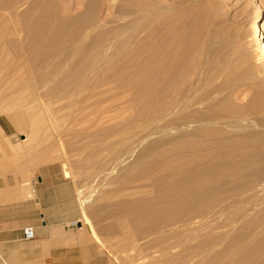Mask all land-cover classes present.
I'll use <instances>...</instances> for the list:
<instances>
[{"label": "rangeland", "instance_id": "obj_1", "mask_svg": "<svg viewBox=\"0 0 264 264\" xmlns=\"http://www.w3.org/2000/svg\"><path fill=\"white\" fill-rule=\"evenodd\" d=\"M78 1L0 0L8 171L112 264H264V0H161L148 68L127 0Z\"/></svg>", "mask_w": 264, "mask_h": 264}, {"label": "crops", "instance_id": "obj_2", "mask_svg": "<svg viewBox=\"0 0 264 264\" xmlns=\"http://www.w3.org/2000/svg\"><path fill=\"white\" fill-rule=\"evenodd\" d=\"M6 137L0 126V264H112L78 229L66 228L70 215L47 179L8 171ZM25 227L34 238H23Z\"/></svg>", "mask_w": 264, "mask_h": 264}, {"label": "bare ground", "instance_id": "obj_3", "mask_svg": "<svg viewBox=\"0 0 264 264\" xmlns=\"http://www.w3.org/2000/svg\"><path fill=\"white\" fill-rule=\"evenodd\" d=\"M45 2H50V0H35V2H34L35 7L38 9V13L41 14V15H42V13L44 11H46V10H44V3ZM127 2H128V4L126 6L122 7V9H121L122 11L121 12L126 14L127 17H128V23L127 24H128V26L130 28V38H131V41H132L131 51H132V55H133L134 62H135L134 64L136 66H138V67L140 66V68L141 67H147L148 68V66H152L153 67V65L155 64L154 63L155 62L154 56L155 55L158 56L159 54L156 53V51L154 50V47H152L150 45V43L148 42V39H149V36H150L149 29L151 28L150 26L156 24L154 29L157 30V33L161 35L160 30H159L160 29V23L157 24L156 20L159 18L160 11L165 6L162 4L161 0H127ZM76 5L77 6L79 5V6H82V7H87L86 2L84 3V2H82L80 0L77 2ZM81 12L83 13V11H81ZM255 18H256V20H255L254 24L252 25V31L251 32H253V35L257 36V49H258V51H261V54L264 57V21H263L262 15H261L259 10L256 11ZM74 19L75 18L72 19L73 21L71 23H74ZM69 20H70V18H69ZM81 29H79V31L77 33H80V34L84 35L85 34L84 31L81 30ZM79 37H81V36H79ZM205 112H207V111H205ZM180 113H178V114L180 115ZM185 114H187V113H185ZM187 115H189V114H187ZM225 115H224V117H225ZM216 116H217V114H216ZM221 117H222V120H223V116H221ZM193 118H195V115L193 116ZM191 119H192V117H190V120ZM185 120H186V118H185ZM222 120H220V121H222ZM220 121H219V123H220ZM260 121H261V119L259 117L258 118L259 127H260V124H259ZM188 122H190V121H188ZM186 127H184V128H176V132L181 134V135L188 134V132H190L189 129L191 127L190 128H188V127L186 128ZM241 127H243V126H241ZM259 129H261V128H259ZM248 131H250V130H248ZM193 132H195V131L193 130ZM84 223L87 226V228L90 230L91 228H90V225L88 224V220L87 221L85 220ZM81 226H82V224H81ZM78 229H81V228H78Z\"/></svg>", "mask_w": 264, "mask_h": 264}, {"label": "built area", "instance_id": "obj_4", "mask_svg": "<svg viewBox=\"0 0 264 264\" xmlns=\"http://www.w3.org/2000/svg\"><path fill=\"white\" fill-rule=\"evenodd\" d=\"M22 234L24 239H32L34 238V231L32 227H25L22 229Z\"/></svg>", "mask_w": 264, "mask_h": 264}]
</instances>
